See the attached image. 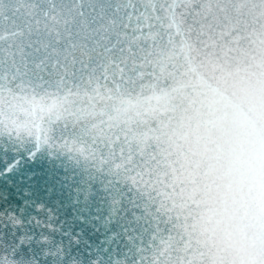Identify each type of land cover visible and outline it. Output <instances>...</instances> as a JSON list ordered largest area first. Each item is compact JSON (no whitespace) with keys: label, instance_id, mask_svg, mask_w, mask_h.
Wrapping results in <instances>:
<instances>
[{"label":"snow or ice","instance_id":"6c2138e0","mask_svg":"<svg viewBox=\"0 0 264 264\" xmlns=\"http://www.w3.org/2000/svg\"><path fill=\"white\" fill-rule=\"evenodd\" d=\"M257 49L264 0H0V136L127 185L146 225L131 264H264V229L232 237L227 198L209 199L196 158L201 78ZM2 224L22 221L0 212ZM30 239L19 235L0 264H37L13 256Z\"/></svg>","mask_w":264,"mask_h":264},{"label":"water","instance_id":"95a60500","mask_svg":"<svg viewBox=\"0 0 264 264\" xmlns=\"http://www.w3.org/2000/svg\"><path fill=\"white\" fill-rule=\"evenodd\" d=\"M242 81H264V50L257 49L247 60H237L224 70H209L201 78L210 94L222 98ZM107 185L106 174L56 147L36 149L32 140L15 142L0 136V212L22 221L15 227L0 225V253L11 252L18 236L25 235L31 239L15 249L16 259H35L37 264H92L93 260L114 264L124 259L131 264L135 237L146 225L135 219L139 209L130 206L127 185ZM41 235L48 237L47 243L40 241ZM57 245L63 249V259L45 255Z\"/></svg>","mask_w":264,"mask_h":264},{"label":"clouds","instance_id":"9594fccd","mask_svg":"<svg viewBox=\"0 0 264 264\" xmlns=\"http://www.w3.org/2000/svg\"><path fill=\"white\" fill-rule=\"evenodd\" d=\"M201 135L197 175L209 199L226 197L228 230L238 241H253L264 229V90L242 81L225 97L210 94L202 83ZM215 241L223 243L221 235ZM218 258L230 260L223 247Z\"/></svg>","mask_w":264,"mask_h":264}]
</instances>
